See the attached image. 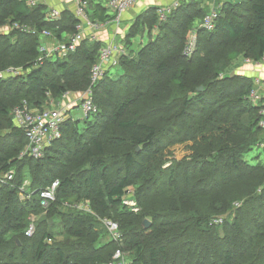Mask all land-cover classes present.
<instances>
[{
	"label": "trees",
	"instance_id": "16d2710c",
	"mask_svg": "<svg viewBox=\"0 0 264 264\" xmlns=\"http://www.w3.org/2000/svg\"><path fill=\"white\" fill-rule=\"evenodd\" d=\"M84 1L91 22L113 18L109 0ZM158 7L141 10L126 29L120 71L110 67L91 86L97 111L81 124L69 116L61 136L33 158L21 155L27 139L13 108L25 101L43 109L65 92L85 91L104 42L86 36L65 57L35 64L39 32L65 41L76 31L74 10L46 20L44 2L0 0V27L39 31L0 33V71L20 68L0 77V264H108L119 243L103 218L119 224L131 264H264L262 105L248 97L252 77L229 73L239 56H264V0L224 1L212 29L198 25L208 11L202 0H179L163 20ZM193 29L195 48L185 54ZM139 33L148 41L132 50ZM177 144L189 153L168 160ZM9 170L13 178L1 180ZM54 180L55 199L43 208L39 191ZM129 190L137 211L123 201ZM81 202L93 212L73 207ZM31 217L35 231L26 236Z\"/></svg>",
	"mask_w": 264,
	"mask_h": 264
},
{
	"label": "built area",
	"instance_id": "2783aa9c",
	"mask_svg": "<svg viewBox=\"0 0 264 264\" xmlns=\"http://www.w3.org/2000/svg\"><path fill=\"white\" fill-rule=\"evenodd\" d=\"M46 0H28L30 5H36L39 2H45ZM74 3V14L78 18V22L76 24V31L69 35V37L65 41H54L51 45H49L45 41H41L38 46V57L36 58L35 64H41L45 58H48L52 55L58 54L61 57H65L69 52L74 51L78 44L83 40L86 36L84 33L85 26H88L91 32L98 30L109 24V21L106 22H91L87 16V13L84 10V6L86 2L84 0H72ZM218 4L212 5L208 9V11L203 16L200 26L206 29H212L215 25V21L219 16V11L222 7L224 0H216ZM136 0H109L108 7L113 12L114 16L111 19L112 22H119L121 18V14L124 10L131 7ZM178 5V1L172 2L168 5L159 6L157 8L158 18L160 20L165 19L166 15L171 12L173 8ZM60 12L57 8L51 7L46 11V20H53L60 17ZM9 29H18L22 32L26 33H37L39 32L36 28L31 27L28 24H20L17 22H13V24L7 26ZM39 34L47 39H54L51 32L42 29ZM88 37L91 40H97L95 34L89 33ZM197 32L195 29L190 30L188 34V40L184 47L185 54H189L195 48ZM127 50L123 45L115 40L104 43L102 48L100 49V54L97 62H95L91 67L90 72V85L84 91L80 99V105L84 116L88 113H95L97 111V107L93 101L92 97V89L91 86L99 81L105 74V72L112 66L118 63L119 57L123 54H126ZM257 63L264 62V56L259 61H254ZM20 72V68L9 67L4 71H0L1 76H8L13 74H18ZM253 87L250 90L248 97L253 103H260L262 105L260 109V113L263 115L262 119L259 121V126L263 128L264 131V98L261 96L259 87L264 89V79L261 78H253ZM68 92L62 94V100L68 97ZM48 106L43 109L31 108L25 101L22 104L16 106L12 110V118L14 124L19 128L23 129L26 135L27 144L21 153L28 154L33 158H41L44 155V151L46 147H48L54 140L58 139L61 136V126L63 122L69 117L67 113V108L61 103V99L58 101H54L50 99L48 101ZM259 147H264V138L259 143ZM13 170H9L6 172L1 180H11L13 178ZM28 184V181H24L23 185L20 187V195L21 197L25 194V186ZM59 185L58 180H54L49 186L41 189L39 191V200L40 205L45 208L48 204L55 199L56 188ZM132 193L130 190L123 197V201L126 205L132 208L134 211L138 210L136 206L135 200L132 198ZM240 202L235 201L233 206H238ZM74 208L84 210L92 213L93 211L90 209L87 203H76L73 205ZM224 216L214 217L212 219L213 223H221ZM31 221L28 227L25 230L26 236H31L35 231V223L34 218H30ZM102 224L107 230L110 239L119 243L118 248L114 251L111 260L108 264H131L129 253L124 251L121 247L123 245L122 233L119 229V224L116 221H113L109 218H103Z\"/></svg>",
	"mask_w": 264,
	"mask_h": 264
},
{
	"label": "crops",
	"instance_id": "0c3cea01",
	"mask_svg": "<svg viewBox=\"0 0 264 264\" xmlns=\"http://www.w3.org/2000/svg\"><path fill=\"white\" fill-rule=\"evenodd\" d=\"M179 1V0H136V2L129 8L123 11L121 14V18L119 22H112L109 20V24L106 26L99 28L98 30L91 32L88 26H85L84 33L85 36H88L89 33L95 34L97 40H101L104 43L110 42L112 40L121 41V38L124 36L126 29L132 23L134 17L143 9L154 5V6H164L168 5L172 2ZM204 6L207 9L212 7V5L218 4L216 0H202ZM226 1V0H224ZM234 1V0H233ZM47 5V8L50 9L51 7L57 8L59 11L63 10H70L74 9V3L72 0H46L44 2ZM43 41L47 42L51 45L54 42V39H47L44 38ZM121 43V42H120ZM230 74H243L246 76H250L252 78H261L264 79V62H254L249 59H245L239 56L235 59L229 69ZM259 91L261 96L264 98V89L259 87ZM69 93V92H68ZM80 95L78 93L70 94L68 98L65 99L63 105L67 108V113L69 116V111L80 105ZM61 99V97H60ZM58 99V100H60Z\"/></svg>",
	"mask_w": 264,
	"mask_h": 264
},
{
	"label": "rangeland",
	"instance_id": "374dc122",
	"mask_svg": "<svg viewBox=\"0 0 264 264\" xmlns=\"http://www.w3.org/2000/svg\"><path fill=\"white\" fill-rule=\"evenodd\" d=\"M46 10H48V8ZM200 22H201V19L199 20L198 25H200ZM5 32L6 33L9 32V28L6 27V26L0 27V33H5ZM188 34H187V39L186 40L189 42V40H188ZM147 41H148V35H147V33H143V34L142 33H139L136 36H134V37L131 38L130 47H131L132 50H136L141 45H144ZM112 71L115 73L114 75H116L120 70H119V67L118 66H114ZM73 93H78L80 96H82V94L84 93V91H79V92L78 91H76V92L73 91V92H69L68 97H69L70 94H73ZM65 99L66 98H64L62 100V98H61V103L64 102ZM80 99H81V97H80ZM69 114L72 116L73 119L79 118L80 119L79 120V124H81L80 121H82V119L84 118V113L82 111L81 105H78V106L72 108L69 111ZM170 151H171V154H169L168 157H166V158H168V160L169 159H173V158H175L177 160H180L185 155H187L190 150H189V148H188V146L186 144H177V145L172 146L171 149H170ZM256 151H258V149H253V151L249 154V156H253L256 153ZM166 165H168V162L166 163ZM55 239L56 240H61L62 239V236H58L57 235Z\"/></svg>",
	"mask_w": 264,
	"mask_h": 264
},
{
	"label": "water",
	"instance_id": "95a60500",
	"mask_svg": "<svg viewBox=\"0 0 264 264\" xmlns=\"http://www.w3.org/2000/svg\"><path fill=\"white\" fill-rule=\"evenodd\" d=\"M197 90H202V86H199L198 88H197ZM139 148H137V150H138ZM142 225H143V227L144 228H147V227H149V225H150V220L149 219H147V218H145L143 221H142Z\"/></svg>",
	"mask_w": 264,
	"mask_h": 264
}]
</instances>
